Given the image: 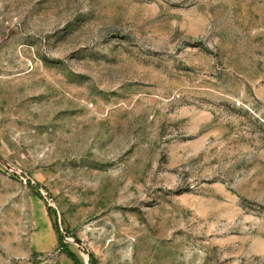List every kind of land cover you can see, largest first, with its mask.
I'll use <instances>...</instances> for the list:
<instances>
[{"label":"rangeland","instance_id":"obj_1","mask_svg":"<svg viewBox=\"0 0 264 264\" xmlns=\"http://www.w3.org/2000/svg\"><path fill=\"white\" fill-rule=\"evenodd\" d=\"M0 264H264V0H0Z\"/></svg>","mask_w":264,"mask_h":264},{"label":"trees","instance_id":"obj_2","mask_svg":"<svg viewBox=\"0 0 264 264\" xmlns=\"http://www.w3.org/2000/svg\"><path fill=\"white\" fill-rule=\"evenodd\" d=\"M54 228L58 234V241L60 244H62V235L60 234V231H59V228L57 226V223L54 222ZM66 253L74 260L75 263H78V260L76 259V257L74 256L73 253L69 252V251H66Z\"/></svg>","mask_w":264,"mask_h":264}]
</instances>
